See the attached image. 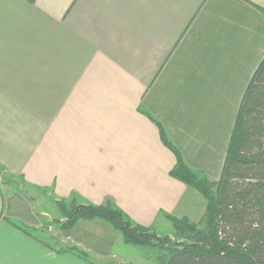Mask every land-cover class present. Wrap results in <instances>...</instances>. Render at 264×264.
I'll return each mask as SVG.
<instances>
[{
	"label": "crops",
	"instance_id": "obj_1",
	"mask_svg": "<svg viewBox=\"0 0 264 264\" xmlns=\"http://www.w3.org/2000/svg\"><path fill=\"white\" fill-rule=\"evenodd\" d=\"M263 6L0 0V166L57 200L112 197L141 220L161 193L164 211H173L189 188L170 176L176 156L156 121L192 168L220 174L240 100L264 57ZM5 187L0 264H93L36 235L31 201ZM93 222L65 230L64 242L108 256L87 242Z\"/></svg>",
	"mask_w": 264,
	"mask_h": 264
},
{
	"label": "trees",
	"instance_id": "obj_2",
	"mask_svg": "<svg viewBox=\"0 0 264 264\" xmlns=\"http://www.w3.org/2000/svg\"><path fill=\"white\" fill-rule=\"evenodd\" d=\"M260 9L264 13V6ZM156 123L162 141L176 156L170 176L196 187L207 198L203 225L187 217L173 218L176 233L184 239L177 240L150 232L149 226L136 223L122 208L108 203L109 199L71 207L59 200L66 218L60 228L70 230L81 220L104 219L127 243L163 248L165 253L158 257V264H264V57L243 93L217 180L192 168L163 125ZM69 248L89 259V253L77 245Z\"/></svg>",
	"mask_w": 264,
	"mask_h": 264
},
{
	"label": "rangeland",
	"instance_id": "obj_3",
	"mask_svg": "<svg viewBox=\"0 0 264 264\" xmlns=\"http://www.w3.org/2000/svg\"><path fill=\"white\" fill-rule=\"evenodd\" d=\"M196 170L199 171L200 169ZM202 171L212 180H217L220 175L219 174L217 176L216 170L212 168ZM159 183H161V181H157V184ZM2 184L4 187L7 184V189H14L17 191L18 189H22L21 191H23V193L31 201L30 206L35 211V213H37L41 221V225L39 227H31L34 228V233L36 235H40L56 251L70 250L69 247L74 246H66L68 242H64L63 232L65 230L60 228V222L65 221L66 218L62 214L60 205L58 204L59 200H57L52 190L46 187L33 185L30 182H25V178L22 175L20 176L9 173L0 166V186ZM157 184L156 181H154V192H157L159 189ZM188 188V191L182 198H180L178 206L173 211H164L166 203L164 202V196H161L160 193L153 199L152 205L148 210L151 213H147L144 219H136V215L141 214L139 212L130 211L134 217L131 214L129 215L136 223L143 225L147 224V226H149L150 232L156 235L170 236L173 239L184 240L176 233L173 218L187 217L191 222L201 226L203 225L201 221L207 206V198L203 192L194 186H188ZM129 198L140 199V197ZM108 199V203H117L112 197H107L102 203H106ZM64 201H66L70 207L79 203L99 204L83 200L77 195H71ZM158 209L159 211L157 215L154 216ZM89 221L99 222L90 223L92 227H90L87 242L97 248L100 254H110L108 256L98 257L92 255L89 253V251L84 249L89 253V259L87 260L93 264H158V257L162 253H165L164 249L158 245H142L125 242L121 232L117 230L110 222L105 221L104 219H92Z\"/></svg>",
	"mask_w": 264,
	"mask_h": 264
}]
</instances>
